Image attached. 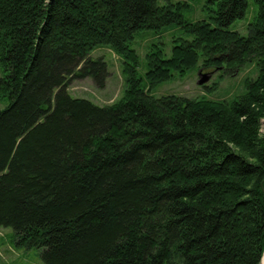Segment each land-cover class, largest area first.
<instances>
[{
  "label": "trees",
  "instance_id": "16d2710c",
  "mask_svg": "<svg viewBox=\"0 0 264 264\" xmlns=\"http://www.w3.org/2000/svg\"><path fill=\"white\" fill-rule=\"evenodd\" d=\"M204 8L0 0V226L42 264H259L264 0ZM176 30L170 56L151 44L141 64L136 37ZM101 46L123 59L122 95L105 105L67 90L102 84ZM201 70L217 75L196 96L153 92ZM223 79L238 90L212 97Z\"/></svg>",
  "mask_w": 264,
  "mask_h": 264
},
{
  "label": "rangeland",
  "instance_id": "374dc122",
  "mask_svg": "<svg viewBox=\"0 0 264 264\" xmlns=\"http://www.w3.org/2000/svg\"><path fill=\"white\" fill-rule=\"evenodd\" d=\"M185 1H188L194 10L195 15L192 16V18L206 17V10L204 8L206 0H199L200 2L197 0L196 2L192 0ZM244 32L245 29L242 33ZM177 37H183L179 30L173 33L165 32L153 36L136 37L133 47L136 49L142 64L148 45L158 44L163 48L164 56L168 57L171 54V46ZM90 56L102 57V60L106 64V73L104 74L102 84L99 85L97 80L91 77L75 78L69 81L67 90L71 96L86 98L98 105L113 103L122 95L124 89V77L121 72L123 59L106 46L93 49ZM199 72L210 73V78L207 83L212 82L217 75L215 71L213 73L209 70H201ZM199 72L192 71L184 77H177L170 82H162L153 92L155 95L174 94L190 97L196 96L202 93L197 83ZM98 78L99 74H97V79ZM238 88L239 86H233L228 80L223 79L219 83L218 90L213 92L211 96L228 98L236 92ZM223 90L227 91V93H223ZM5 105V101H0V108H3ZM0 264H42V261L38 249H25L24 247L17 246L13 239L12 229L10 227L0 226Z\"/></svg>",
  "mask_w": 264,
  "mask_h": 264
},
{
  "label": "water",
  "instance_id": "95a60500",
  "mask_svg": "<svg viewBox=\"0 0 264 264\" xmlns=\"http://www.w3.org/2000/svg\"><path fill=\"white\" fill-rule=\"evenodd\" d=\"M209 78H210V73H200L199 74V79L197 80V83L199 85H201V84L205 83L206 81H208ZM259 264H264V253H263L262 257H261V260H260Z\"/></svg>",
  "mask_w": 264,
  "mask_h": 264
}]
</instances>
